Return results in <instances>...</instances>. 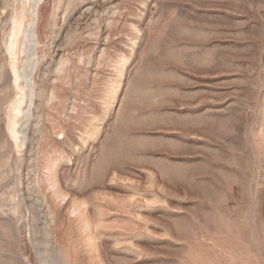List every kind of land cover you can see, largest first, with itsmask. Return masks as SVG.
Instances as JSON below:
<instances>
[{"label": "rangeland", "instance_id": "obj_1", "mask_svg": "<svg viewBox=\"0 0 264 264\" xmlns=\"http://www.w3.org/2000/svg\"><path fill=\"white\" fill-rule=\"evenodd\" d=\"M0 264H264V0H0Z\"/></svg>", "mask_w": 264, "mask_h": 264}, {"label": "bare ground", "instance_id": "obj_2", "mask_svg": "<svg viewBox=\"0 0 264 264\" xmlns=\"http://www.w3.org/2000/svg\"><path fill=\"white\" fill-rule=\"evenodd\" d=\"M15 35V34H14ZM12 41V42H11ZM10 42H11V44L13 43L14 44V39H12ZM13 44H12V46H13ZM12 47H11V45H10V49H11ZM14 49V48H13ZM12 53H13V51H12ZM21 89V88H20ZM25 94V93H24ZM19 99V98H18ZM16 103H17V106H14V111H16V112H22V109L19 107V104H20V100H18V101H16ZM12 123V122H11ZM14 124V123H13ZM15 127V126H14ZM13 129V128H12ZM15 131L16 130H14L13 129V132H14V134H15Z\"/></svg>", "mask_w": 264, "mask_h": 264}]
</instances>
